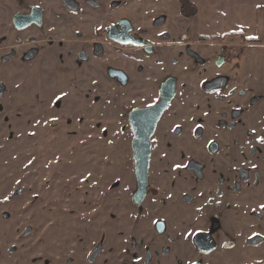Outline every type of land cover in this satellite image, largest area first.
Masks as SVG:
<instances>
[{"label": "rangeland", "instance_id": "obj_1", "mask_svg": "<svg viewBox=\"0 0 264 264\" xmlns=\"http://www.w3.org/2000/svg\"><path fill=\"white\" fill-rule=\"evenodd\" d=\"M35 1L47 8L50 23L55 15L50 1ZM13 2L0 0V83L5 88L0 99V264H68L66 258L73 256L70 264H87L88 250L99 239L102 251L116 248L112 264H191V238L185 232L174 235L185 224L174 214V196L147 199V213L130 203L136 179L128 113L155 100L167 78H178L184 98L174 99L155 136L151 169L158 190L175 165V134L191 133L195 115L206 110L205 98L212 96L203 93L202 85L219 72L264 70V0H190L197 13L191 19L180 14L178 0H118L112 20L127 16L136 34L159 45L158 52L111 47L106 58H92L82 67H75L71 57L68 72L62 68L67 50L62 37L29 43L33 30L13 27L18 10ZM160 17L165 23L156 26ZM176 19L205 65L189 57L184 46L160 41L162 32L176 30ZM195 24L206 34L196 35ZM35 47L39 54L30 59ZM218 54L230 62L222 69L207 59ZM111 62L128 74L127 84L105 73ZM217 94L211 98L213 111L229 112ZM212 117L207 124L212 125ZM180 121L184 130L178 129ZM156 219L168 222L165 233L153 231Z\"/></svg>", "mask_w": 264, "mask_h": 264}, {"label": "flooded vegetation", "instance_id": "obj_2", "mask_svg": "<svg viewBox=\"0 0 264 264\" xmlns=\"http://www.w3.org/2000/svg\"><path fill=\"white\" fill-rule=\"evenodd\" d=\"M45 1L47 3V0ZM49 1L51 8L55 9V15L52 16L50 23L47 8H44L43 4H36L35 0L30 4L26 0H14L13 4L18 10L12 17V24L19 32L33 30L28 37L29 43L32 44L50 43L54 41L55 35L62 37L61 45L67 48L64 55L65 64L62 66L65 72L69 71L70 65L67 62L71 57L75 67H82L92 58H106L111 47L123 50L141 49L148 55L156 54L160 48L158 44L136 34L127 16L112 20V13L117 9L118 0H110L109 5L103 0ZM4 3L3 1L2 5ZM178 3L180 14L185 19H191L197 14L190 0H178ZM176 21H172L176 32L173 31L171 34L162 32L160 41L169 40L170 43L165 44L178 45L181 48L184 46L189 57L205 65L206 59H202L193 50L192 42L183 36L180 29L182 24L178 23L180 19ZM154 23L156 26L163 25L165 20L160 17L155 19ZM193 28L197 29L196 35L206 34L199 31L196 24ZM115 35L123 40H130L131 43L120 42L114 38ZM221 36L216 35L218 40H222ZM134 41L138 44L133 43ZM86 47H90V52H86ZM218 52L220 53L219 50ZM29 54L30 59L35 58L39 54L37 47L32 48ZM223 55L218 54L215 59H207L213 62L212 66L222 69L230 63ZM90 67L95 69V66ZM104 68L105 73L116 82L121 84L129 82L128 74L116 67L114 62L105 65ZM241 70H234L233 74L219 72L202 85L203 93L207 92L212 96L205 98L206 110L195 115L191 133L175 134L176 148L172 150H175L176 154L175 165L171 169L170 180L158 190L152 181L154 169H151L157 147L155 136L174 99L179 96H182L181 99L184 98V95L178 93V78L175 76L167 78L159 86L155 100L136 105L128 113L133 158L134 132L129 121L130 114L159 104L162 87L167 81L174 80L173 97L157 121L151 136V161L146 195L139 203L134 202L133 196L138 189L135 174L136 189L132 193L130 203L138 213H147L148 209L145 206L147 199L174 196L176 205L174 214L179 218L184 217L182 222H185L180 226L184 228L174 230V235L178 236L185 232V235L191 238L193 253L191 264H264V70L248 68L246 74ZM233 80H237L238 83H233ZM4 90L3 84L0 83V99ZM217 93H221L223 103L230 106L229 112L225 113L223 109L221 113L215 114L213 111L211 98L214 99L213 94L217 96ZM144 97V94L139 95L140 99ZM211 113H213L211 120L215 119L212 125L206 123ZM178 129L184 130L181 121ZM152 227L156 233L163 234L167 231L168 222L156 219ZM93 243L88 250L89 256L84 261L87 264H112L116 248L109 246L110 252L102 251L100 239ZM105 252L110 253L107 255L109 258L100 260ZM66 261L68 264L74 263L76 256L66 258Z\"/></svg>", "mask_w": 264, "mask_h": 264}, {"label": "water", "instance_id": "obj_3", "mask_svg": "<svg viewBox=\"0 0 264 264\" xmlns=\"http://www.w3.org/2000/svg\"><path fill=\"white\" fill-rule=\"evenodd\" d=\"M114 38L123 43H131L130 40H123L117 35ZM133 43L138 44L137 41ZM173 91L174 80L171 79L162 87V97L159 104L151 108L136 110L130 114L129 121L134 132L132 142L133 158L138 184L137 192L133 196L135 203H139L146 195L151 161V136L154 133L157 121L173 97Z\"/></svg>", "mask_w": 264, "mask_h": 264}]
</instances>
